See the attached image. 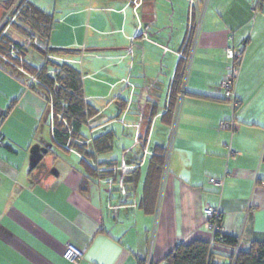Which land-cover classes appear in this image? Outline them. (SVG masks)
<instances>
[{"label":"crops","instance_id":"0c3cea01","mask_svg":"<svg viewBox=\"0 0 264 264\" xmlns=\"http://www.w3.org/2000/svg\"><path fill=\"white\" fill-rule=\"evenodd\" d=\"M30 1L54 17L45 45L76 51L52 57L80 67L96 114L84 132L89 141L109 134L110 149L88 172L52 129L46 136L51 108L28 76L0 61V264H74L68 244L86 249L78 264H163L179 244L212 242L207 207L220 210L224 233L242 250L264 241V6L210 0L168 119L188 0ZM229 47L243 53L235 111L221 86ZM232 120L235 131L220 129ZM34 147L43 158L31 168ZM162 155L163 171L150 178ZM211 178L224 181L222 190Z\"/></svg>","mask_w":264,"mask_h":264},{"label":"trees","instance_id":"16d2710c","mask_svg":"<svg viewBox=\"0 0 264 264\" xmlns=\"http://www.w3.org/2000/svg\"><path fill=\"white\" fill-rule=\"evenodd\" d=\"M0 4L5 11L14 7L13 20L8 26H14L26 36L25 43H18L8 34L0 33V61L10 66L13 71L28 76L29 89L45 98L46 104L51 108L50 126L56 145L78 153L88 172L96 174L97 154L110 149L109 134L89 141L90 136L84 131L88 121L96 114L85 97L82 72L72 63L51 58L57 54L65 55L76 51L54 49L48 44L45 45L55 26L54 17L50 12L37 7L30 0H0ZM29 49L41 55L43 59L41 66H36L27 60ZM185 68L186 63L182 60L173 83L170 106L165 118L170 119V114L173 113L177 100L182 94ZM150 125L151 119H148L142 126L140 138L143 140L148 136ZM152 162L150 178H154L153 170L157 173L163 171V155L156 156ZM150 185L148 183V190ZM222 221L220 217L218 221L220 227ZM238 247L237 255L233 254L232 249ZM217 256L229 258L231 264H264V241L255 242L248 250H242L237 238L220 231L210 243L195 240L187 245L179 244L164 259L163 264H216ZM139 264H147V262Z\"/></svg>","mask_w":264,"mask_h":264},{"label":"built area","instance_id":"2783aa9c","mask_svg":"<svg viewBox=\"0 0 264 264\" xmlns=\"http://www.w3.org/2000/svg\"><path fill=\"white\" fill-rule=\"evenodd\" d=\"M136 3V2H135ZM210 0H188V10H189V22L186 33V38L184 41V45L181 51V59L186 63V73L190 70V67L193 62L194 55L199 46L203 26L205 21L206 12L209 6ZM264 6V0H256L254 1V12ZM242 52L237 51L231 47H229L226 51V56L230 60L231 64L226 73L224 80L222 81V89L224 91V98L228 101L231 108L235 111L239 107V100L235 91L236 82L241 72V60H242ZM53 60H57L60 62H69L64 58H55L51 57ZM50 118L52 122V114L50 112ZM175 127L172 128V132L170 134L167 147H166V155L169 157L171 148L174 142V134ZM220 129L222 130H231L235 131L236 122L232 120L230 122H222L220 124ZM3 136L0 134V147L3 145ZM230 155H233L231 152ZM209 183L214 186L218 190H222L224 186V181L222 179H209ZM207 218V226L212 232L213 240L218 232H223V227L219 225L220 217L222 218V213L218 208L207 207L204 211ZM212 240V241H213ZM86 249L77 248L72 244H68L66 247L65 258L74 263L78 264L80 260L83 258ZM233 254L237 255L239 252V247L232 249ZM149 264V263H148Z\"/></svg>","mask_w":264,"mask_h":264},{"label":"rangeland","instance_id":"374dc122","mask_svg":"<svg viewBox=\"0 0 264 264\" xmlns=\"http://www.w3.org/2000/svg\"><path fill=\"white\" fill-rule=\"evenodd\" d=\"M35 2L38 4L41 2L40 4L43 5V0H35ZM49 2H50V0H49ZM44 6H46V4ZM12 8L13 9H11V10L5 11L0 4V33L8 34L11 38L16 40L17 42H22L23 40H25V38L22 36V34L20 32H18V30L14 26H8V24L10 22H12L14 7H12ZM4 27H5V29H4ZM26 58L30 63H32L36 66H41L43 64V59H42L41 55L38 54L37 52H35L34 50H31ZM47 130L50 132V135H51V127H49V125L47 126L46 132H47ZM46 136H48V132H47ZM216 264H231V260L229 258L217 256Z\"/></svg>","mask_w":264,"mask_h":264},{"label":"water","instance_id":"95a60500","mask_svg":"<svg viewBox=\"0 0 264 264\" xmlns=\"http://www.w3.org/2000/svg\"><path fill=\"white\" fill-rule=\"evenodd\" d=\"M43 156L41 150L38 147H34L31 151V168H35L42 160Z\"/></svg>","mask_w":264,"mask_h":264}]
</instances>
